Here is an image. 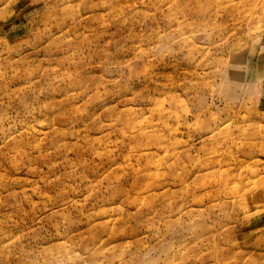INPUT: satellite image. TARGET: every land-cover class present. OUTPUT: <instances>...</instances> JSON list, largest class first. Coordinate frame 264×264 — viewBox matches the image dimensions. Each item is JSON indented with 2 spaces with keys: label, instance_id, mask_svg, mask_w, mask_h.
Instances as JSON below:
<instances>
[{
  "label": "rangeland",
  "instance_id": "rangeland-1",
  "mask_svg": "<svg viewBox=\"0 0 264 264\" xmlns=\"http://www.w3.org/2000/svg\"><path fill=\"white\" fill-rule=\"evenodd\" d=\"M0 264H264V0H0Z\"/></svg>",
  "mask_w": 264,
  "mask_h": 264
}]
</instances>
